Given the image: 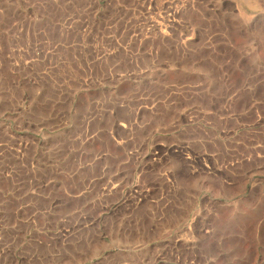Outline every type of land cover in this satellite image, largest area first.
Returning <instances> with one entry per match:
<instances>
[{
	"label": "rangeland",
	"instance_id": "obj_1",
	"mask_svg": "<svg viewBox=\"0 0 264 264\" xmlns=\"http://www.w3.org/2000/svg\"><path fill=\"white\" fill-rule=\"evenodd\" d=\"M0 264H264V0H0Z\"/></svg>",
	"mask_w": 264,
	"mask_h": 264
}]
</instances>
